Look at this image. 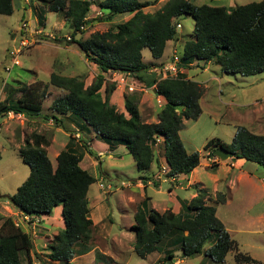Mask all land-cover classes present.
<instances>
[{"label":"trees","instance_id":"1","mask_svg":"<svg viewBox=\"0 0 264 264\" xmlns=\"http://www.w3.org/2000/svg\"><path fill=\"white\" fill-rule=\"evenodd\" d=\"M12 1L0 0V14L13 12ZM39 1L48 11H64L74 34L80 33V27L90 22L86 19L92 11L93 2L90 0ZM152 2L101 0V21H111L122 14H130V17L103 32L95 31L85 39L74 37L72 40L84 58L99 69L100 73L93 81L86 86L79 77L54 71L49 76V83L65 93L52 101L50 116L42 114V103L47 93L45 88L39 90V82L30 86L9 87L8 97L0 101V114L12 111L28 119H51L56 125L61 124L58 116L78 117L111 149L123 145L140 172H147L153 164H158L154 148L160 146L167 165L163 172L165 177L173 178L176 174L191 172L200 164V154L197 151L187 152L180 140L179 130L183 119H195L201 113L199 100L202 87L188 79L183 71L176 77L159 79L160 74L151 72L152 65L143 61L142 49L148 48L153 58H160L168 41L179 40L177 28L180 23L177 19L188 14L193 18L194 26L192 34L183 44V70L188 69L189 64L204 68L199 62H213L224 73L249 76L264 72V0L231 8L196 4L192 0H166L155 11L145 12L144 8ZM103 9L106 12H102ZM101 73L130 74L137 83L147 88L155 84L154 93L159 95L162 103L157 113L158 121H141L139 95L136 93L124 95L128 116L118 112L116 106L109 102L115 85H106L103 96L104 77ZM13 91L21 92V95L12 99ZM160 138L162 141H158ZM50 144V137L39 132H33L25 139L18 154L29 166L30 172L6 200L21 215L29 216V221L38 219L42 214H50L55 207L61 206L64 226L46 246L48 258L63 263L93 248V221L89 217L87 192L96 178L80 166L82 153L77 154L71 136L57 154L55 166L47 155ZM87 144L82 145L87 147ZM217 148H224L232 158L264 167V134L238 127L230 143L213 138L204 145L207 156H213ZM87 152L93 154L90 148ZM217 165L212 162L209 166L214 169ZM209 198L205 189H197L196 196L190 201L181 202L180 213L170 209L158 212L148 206L146 199L142 200L131 226L136 255L143 259L154 251L163 252L159 264H172L174 248H180L181 259L203 254L212 261L223 262L232 250L235 251V261L241 264H264L249 254L239 252L236 241L216 216L215 205L224 203L225 195L217 191L213 204L208 205L206 201ZM213 236L214 239L210 240ZM208 242L211 244L207 245ZM167 246L172 248L165 250ZM32 248L31 235L21 225H16L12 217L4 218L0 224V264H21L22 254L26 256L27 264H31Z\"/></svg>","mask_w":264,"mask_h":264},{"label":"rangeland","instance_id":"2","mask_svg":"<svg viewBox=\"0 0 264 264\" xmlns=\"http://www.w3.org/2000/svg\"><path fill=\"white\" fill-rule=\"evenodd\" d=\"M100 1H92V11L88 16L86 15V19L90 22L84 25V29L80 33L74 34L72 24L69 18L65 16L64 11H48L39 0H13V12L9 15L0 14V88L4 81L8 82L7 86H5L6 84L3 86L0 101H4L8 97L7 95L11 91L8 90L9 87L30 86L39 82L41 83L39 90L45 88L47 93L42 103V114L50 116L52 114V101L65 93L63 89L49 83V76L52 72L79 77L86 82L85 85L90 84L97 76L99 69L84 58L72 40L74 37L85 39L95 31L103 32L130 17V14H122L116 15L111 21H101ZM153 1L152 5L144 8L145 12L155 11L166 0ZM227 1L229 0L224 3L226 7L229 4ZM248 1L257 0H232L231 3L237 6L244 5V2ZM195 3H205L211 6L221 4L211 0H196ZM102 12L106 11L103 9ZM177 21L180 23V27L177 28L179 40L173 42L176 47L173 44H168L161 60L162 63L169 61L175 52L181 57L183 44L192 34L194 20L190 15L186 14L178 18ZM24 23L25 26H23ZM20 37H28V40H32L33 43L21 50L17 57L19 65L12 66L8 73L5 68L11 65L9 51L19 46ZM67 37L70 39L67 40ZM142 58L146 64L154 63L153 66L157 65L153 61L156 58L151 56L148 48L142 49ZM199 63V65H204V68L189 64V68L185 69V72L188 79L197 82L202 87L203 93L199 100L201 113L195 119L182 120L179 137L187 152H199L200 164L197 166L195 180L203 184L207 193L210 192L211 199L214 197L215 187L224 195L226 194L227 198L228 196L231 197L229 206L217 205L216 216L223 223L232 239L236 241L238 251L264 262V224L257 218H242L240 214L244 207V201L241 200L250 196L261 197L263 190L261 187H264V167L254 162L245 161L241 170L244 171V176L247 173L248 178L243 177L242 180L234 181L235 190H231L232 193H229L227 187H231V185H228V182L233 179L238 169L229 167L228 164L232 161L231 159L227 158L221 162L215 155L207 156L208 151L204 149L205 143L213 138H219L230 143L238 127H245L256 134H264V72L244 76L224 73L213 62ZM123 75L126 82L135 83L137 88L135 91L129 92L126 87L119 86L114 80V77L116 79L118 76L115 73L114 76L112 73H106L104 84H114L115 88L119 87V103L124 102V95L128 93L139 95L138 110L141 121L148 123L156 121L158 109L161 108L162 103L157 101L156 96L149 95V89L148 95H143V92L138 90L139 85L132 75L126 73ZM20 95L21 92L13 91L12 99H16ZM116 110L128 115L124 111V106L120 107V104L119 107L116 106ZM67 116H58L61 119L59 125H56L55 121L51 119H28L21 114H15L11 118H8L7 114L0 117V224L4 218L12 217L15 223L21 225L23 230L31 235L33 241V248L30 252L31 264H63L50 261L46 246L56 231L60 229L58 225L63 224V217L58 212V217H55L56 222L53 219L56 211L53 209L50 214L52 218L47 221L49 223L52 220L53 226L43 224L39 220L35 223L23 221L18 211L12 207L10 202H7L8 200L6 201V197L16 192L18 186L22 184L30 172L29 166L24 164L19 156L18 149L31 133L39 132L50 137L52 143L47 147V155L55 166L53 154L64 148L69 136H71L70 134L77 132L76 130L73 131V126L66 122L68 121ZM70 122H73V119ZM82 132L85 135L88 133L87 129ZM71 137L74 145H76L77 154L82 153V158L84 156L80 166L86 168L96 178L87 192L90 199L93 197L89 216L93 217L97 223L94 227L92 226L91 245L93 248L98 247L93 252L94 264L161 263L163 252L154 251L143 259L136 255L133 250L134 231L130 227L134 223L133 215L141 200L140 191L135 187V184L138 183L137 179L144 174L152 177L155 172H162V170L167 169L163 157V148L161 146L154 148V154L159 160L156 164L158 169L152 166L149 171L140 172L137 170L132 156L123 145H116L117 148L114 151H104L97 156L96 153L100 148L97 144H94L95 151L93 154H88L86 139L84 140L83 136ZM84 143L87 144V147L82 145ZM212 162L220 163V165L212 170L209 166ZM199 182H197L198 186L200 185ZM100 183L104 187H100ZM186 184V177L178 178L177 182H174L163 176L161 177V187L158 189L151 185L147 193L152 196L153 205L161 208L162 202L172 201L171 197H167L168 188L172 189V197L175 195L179 199L190 201L192 199L189 200L190 194L196 190L194 186L188 189L179 188V185L185 186ZM176 186L178 187L176 188ZM94 197H97L98 201ZM172 202L174 203V201ZM235 205L237 206L234 207ZM231 207L236 208L237 212L240 213L231 211ZM181 210L177 213L182 212ZM58 222L59 224H55ZM213 239L214 236L210 240ZM210 244L211 242L207 243V245ZM179 252L181 255V249L176 248L174 256H178ZM234 254L235 251H229L223 262L212 261L203 254L196 255L185 258L181 264H241L235 261ZM75 257L72 264H87L86 262L91 259L92 253L87 256L75 255ZM179 258H172V262L174 261L172 264H178ZM21 259V264H27L28 261L24 254H22Z\"/></svg>","mask_w":264,"mask_h":264},{"label":"crops","instance_id":"3","mask_svg":"<svg viewBox=\"0 0 264 264\" xmlns=\"http://www.w3.org/2000/svg\"><path fill=\"white\" fill-rule=\"evenodd\" d=\"M151 1H153V0H151ZM194 3H195V1L196 0H192ZM211 1H213V2H215V3H221V4H218V5H216V6H225V1L226 0H211ZM231 1L232 0H229V1H227V2H229V4H228V8H231V7H234L235 5H233L232 3H231ZM257 1H260V0H257ZM249 2H252V1H248V2H244L245 4H247V3H249ZM155 5V4H154ZM158 7H160V6H158ZM226 7V6H225ZM168 44H173V46H175L176 47V44L174 45V43H173V41H168L167 43H166V47H165V49H164V52H165V50H166V48H167V46H168ZM163 55H164V53H163ZM163 55L160 57V58H156V59H153V61L155 62V63H157V65L158 64H160V63H162L161 62V60H162V58H163ZM158 62H160V63H158ZM153 64L154 63H152L151 65L153 66ZM183 72H185V69L183 70ZM100 72H98V74H99ZM102 75H103V77L105 78V73H101ZM84 83L86 84V82L84 81ZM105 80H104V82H103V87H102V95L104 96V89H105ZM89 85V84H88ZM87 86V85H86ZM119 87H116L111 93H110V95H109V102L111 103V104H115L117 107H119V104H120V107H123L124 106V102H120L119 103V89H118ZM149 89V92H150V94L149 95H154V97L156 96L157 97V99L160 101V103H161V100H160V97H159V95L157 96V94H155L154 93V89L152 88V86L150 87V88H148ZM140 92H143V91H140ZM149 92H147V91H145V92H143L142 94L143 95H148V93ZM123 97V96H122ZM143 98V97H142ZM162 107V106H161ZM160 109V108H159ZM158 109V110H159ZM124 111H125V108H124ZM126 116H128V115H126ZM67 118H68V121H66V122H68L71 126H73V131H77V132H75L74 134H70L71 136H75V137H80V136H83L84 138V140L86 139V141H87V143H88V148H90L93 152L95 151V149H94V144H97L100 148H99V151L96 153V155L98 156V154L99 153H103L104 151H107V152H111V151H114L116 148H117V146L114 148V149H111L110 147H109V145L107 144V143H105L102 139H100L86 124H84L83 123V121L82 120H80V119H78V118H76V117H73V116H70V117H68L67 116ZM73 119V122H70L71 120ZM156 121H158V119L156 120ZM155 120L153 121V122H156ZM64 122V121H63ZM64 124V123H63ZM62 124V125H63ZM70 128H72V127H70ZM84 129H87V136L84 134V132H82ZM72 130V129H71ZM89 130V131H88ZM98 140H100V141H98ZM158 141H162V138H160ZM52 143V142H51ZM51 145V144H50ZM65 146V145H64ZM75 146L76 145H73V147L75 148ZM76 149V148H75ZM59 152H55L54 154H53V157H54V159H55V163L54 164H56V156H57V154H58ZM47 154H48V149H47ZM89 154V153H88ZM102 156H103V154H101ZM50 159V158H49ZM82 159H84V156H83V158ZM229 159H231L232 161L231 162H229V167H231V168H237L238 169V171H237V173L235 174V176L233 177V179H230V181L228 182V185H231V187H227L228 188V190H229V193H232V191H234L235 189V185H233V182L234 181H238V180H242V178L243 177H246V178H248V175H247V173H246V175L244 176V171H242L241 170V168L245 165V160H243V159H235V158H232V157H230ZM50 161H51V163H52V160L50 159ZM82 161V160H81ZM222 162V161H221ZM81 163V162H80ZM52 165H53V163H52ZM220 165V163H218V165L214 168V169H216L218 166ZM54 166V165H53ZM152 166H155V168H157L158 169V166H156V164H153ZM152 166H151V168H152ZM208 167V166H207ZM150 168V169H151ZM149 169V170H150ZM214 169H212V170H214ZM158 171V170H157ZM196 171H197V167L196 168H194L191 172H189V173H187V174H185V173H179V174H176L173 178H170L171 180H173L174 182H177V179L178 178H182V177H186L187 178V184L185 185V186H183V185H179V188L180 189H183V188H185V189H188L189 187H191V186H194V189L196 190V192H193L192 194H190V196H189V200L191 199V198H193L194 196H196V194H197V189H206L204 186H203V184L201 183V182H199L198 180H195V178H196V176H195V173H196ZM162 172H164V170H162ZM162 172H160V171H158V172H155V174H152V177H150V176H147V175H141V176H139V178L137 179V182L138 183H136L135 184V187L136 188H138V190L140 191V194H141V200H140V203H141V201L142 200H144V199H146V201H147V204H148V206L150 207V208H153V209H155V210H157L158 212H163V211H165V210H168V209H170V210H172L173 212H175V213H177L182 207V205H181V202L182 201H188V199H179L178 198V196H175L174 195V197H172L171 196V193H172V189L171 188H168L167 189V197L169 198V197H171L170 199L172 200V201H174V203L172 202V201H170V202H162L161 203V208H157V207H155L154 205H153V198H152V196L150 195V194H148L147 193V190L150 188V186L151 185H153L154 187H156V188H160L161 187V177H163L164 176V174L162 173ZM188 175V176H187ZM165 177V176H164ZM167 178H169V177H167ZM197 182H199L200 183V185L198 186L197 185ZM217 184V183H216ZM177 185V184H176ZM233 186V187H232ZM263 186H264V183H263ZM178 186H176V188H177ZM217 187H218V184H217ZM261 189H263L262 190V192H261V197L260 198H254V197H252V196H250V197H245L243 200H241V201H244V207L241 209V213L240 212H237V209L236 208H234V207H236L237 205H235L234 207H231L230 208V210L231 211H234L235 213H240L241 214V216H242V218H257V219H259V220H261L262 222H263V224H264V187H261ZM207 190V189H206ZM232 190V191H231ZM217 191H219L218 190V188H216L215 187V190L213 191L214 193H213V196L215 197V195H216V193L215 192H217ZM207 192V191H206ZM221 192V191H220ZM208 194V196L210 197V192H208L207 193ZM226 195V194H225ZM213 197V198H214ZM94 198H97V197H94ZM212 198V199H213ZM87 199H88V205H89V209L91 208V203H93L92 202V199H93V197L90 199L89 198V196H87ZM210 199V200H209ZM207 201H206V203L209 205V204H213V201H212V199H211V197L209 198ZM97 201H98V198H97ZM96 203H98V202H96ZM221 204H223V205H226V206H229L230 204H231V197L230 196H228V198L225 196V201H224V203H221ZM218 205V204H217ZM217 205H215V207H216V212H217ZM97 207V206H96ZM236 209V210H235ZM54 210L56 211V215H54V217H53V219L54 220H56V222H57V219H55V217H58L57 216V214H58V212H60L61 213V206H57V207H55L54 208ZM90 213V212H89ZM51 214V213H50ZM50 214H42L41 216H39V217H37L39 220H44V222H42L43 224L45 223V224H47V225H51V226H53V222H52V220H51V222L49 221V223L47 222L48 220H49V218L51 219L52 217H50ZM90 217V216H89ZM91 219H92V221H93V227L97 224L95 221H94V219H93V217H90ZM46 220V221H45ZM59 222H61V220H59ZM59 222L58 223H55V224H59ZM133 225V224H132ZM131 225V226H132ZM59 226V228H62L63 226H64V223L63 224H59L58 225ZM131 228V227H130ZM57 232V231H56ZM47 238V237H46ZM97 247V246H96ZM96 247H94V248H92V250H90L89 252H87V253H85V254H81V255H79V256H87V255H89L90 253H92V257H91V259H89L86 263L87 264H94V255H93V252H94V250H95V248ZM98 248V247H97ZM170 248H172V247H169V246H167L166 248H165V250H167V249H170ZM100 249V248H99ZM175 249L176 248H174V252L173 253H175ZM164 250V251H165ZM100 251V250H99ZM101 252V251H100ZM103 253V252H102ZM175 255V254H174ZM180 255V252L178 253V256H174V257H180L179 256ZM205 256V255H204ZM147 257V256H146ZM173 257V258H174ZM76 257L74 256L71 260H69V261H67V262H63L64 264H72V261L75 259ZM209 258V257H208ZM185 259V258H184ZM184 259H181V258H179L178 259V264H181L183 261H184ZM173 260V259H172ZM51 262H53V263H62L61 261H54V260H50ZM174 262V261H173ZM172 262V263H173Z\"/></svg>","mask_w":264,"mask_h":264},{"label":"built area","instance_id":"4","mask_svg":"<svg viewBox=\"0 0 264 264\" xmlns=\"http://www.w3.org/2000/svg\"><path fill=\"white\" fill-rule=\"evenodd\" d=\"M91 1H93V0H91ZM25 25L26 24L24 23L23 26H25ZM80 29L83 30L84 26H81ZM69 39L70 38L67 37V40H69ZM32 43H33L32 40H28V37H20L19 46L16 49L13 48V49H11L9 51V56L11 58V65H10V67L5 68L6 72L9 73L10 68L12 66H15V65L18 66L19 65V61H18L17 57L19 56L21 50L24 47H26L28 45H31ZM182 71H183V68H182L181 57L178 56L176 54V52L172 54V56H171L169 61L165 62L162 65L160 63L158 65H154V66L151 67V72H156V73L160 74L159 79H164V78H167V77H176L177 73L182 72ZM112 74L114 76V73H112ZM115 74H118L116 79L114 77V80L118 83L119 86H122L123 88L126 87L129 92H133V91H135L137 89L136 86L134 85L135 83L131 84V83H128V82L125 81V78H124L125 76L123 75L124 73L120 74V75H119V73H115ZM114 80H112V81H114ZM5 84H6V81H4L3 86ZM138 85H139V87H138L139 91H143V92L148 91V88L145 87L144 85H142L141 83H138ZM3 86L0 88V96L3 93ZM152 88L153 89L155 88V84L152 86ZM157 101L160 102L158 99H157ZM6 114H7L8 118H11V117H13L15 115V113H13L12 111L7 112ZM6 114H3V115L6 116ZM17 115H20V114H17ZM0 117H2L1 114H0ZM0 129H1V122H0ZM99 186L102 187L103 184L100 183ZM19 215H21V214L19 213ZM21 217H22L23 221L25 220L26 222L35 223V222H37L39 220V219H35L36 221L35 220L29 221L30 218H29V216H26V215H21ZM17 224L18 223H16V225Z\"/></svg>","mask_w":264,"mask_h":264},{"label":"water","instance_id":"5","mask_svg":"<svg viewBox=\"0 0 264 264\" xmlns=\"http://www.w3.org/2000/svg\"><path fill=\"white\" fill-rule=\"evenodd\" d=\"M214 155L217 156L221 161L226 160L227 158L232 157L231 153L225 150L224 148H217L214 150Z\"/></svg>","mask_w":264,"mask_h":264}]
</instances>
